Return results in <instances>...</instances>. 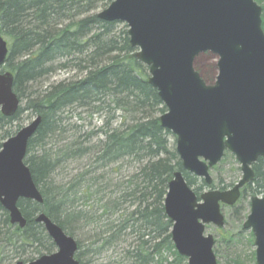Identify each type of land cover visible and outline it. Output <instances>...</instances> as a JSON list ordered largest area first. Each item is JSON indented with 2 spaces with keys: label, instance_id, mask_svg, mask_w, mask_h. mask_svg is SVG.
Segmentation results:
<instances>
[{
  "label": "trees",
  "instance_id": "trees-1",
  "mask_svg": "<svg viewBox=\"0 0 264 264\" xmlns=\"http://www.w3.org/2000/svg\"><path fill=\"white\" fill-rule=\"evenodd\" d=\"M113 1L0 0V37L8 42L10 50L4 69L13 73L14 92L21 104L24 103L12 118L0 113V130L20 121L25 111L41 116V124L28 143L25 164L43 197L42 205L29 200L18 203L27 219L24 230L11 226L8 213L0 205V251L12 247V250L33 249L28 255L50 254L55 247L42 225L34 222L37 213L46 214L71 237L77 231L82 234L84 229H79L82 222L84 226L90 225L86 218L92 213L96 235L94 240L87 242L85 250L93 249L96 263L103 255L116 250L117 264H163L166 253L174 258L169 264H187L172 243V223L165 214L164 200L176 172H182L198 196L206 186L203 182L197 186L199 180L183 170L175 139L171 146L172 134L160 125L158 115L164 114L166 108L158 92L149 85L148 69L135 57L136 50L130 46L127 26L119 32L117 23L98 19L96 11ZM258 1L263 3L264 10V0ZM211 61L215 62L216 57L209 53L195 61L196 71L207 84L214 82L217 73L216 63L209 64ZM58 63H62L60 68L79 65L77 70L85 75L69 83L51 86L41 83L52 64ZM73 107L106 117V123L97 132L101 139L96 145L70 150L69 146L90 139L87 135L77 139L75 132L65 138L67 130L62 115ZM9 135L10 131L5 130L3 137ZM47 142H51V146L46 149ZM53 147L57 149L54 160ZM75 155L79 158L93 155L96 177L87 180L95 174L90 169L81 173V181L68 184V187H55V167L65 159H74ZM127 161L137 165L136 172L112 185L108 173L116 174ZM253 171L254 180L242 190L241 203L249 195L264 194V161L261 158L253 165ZM84 181H88V185L78 199L89 201L92 194H96V208L92 204L88 214L83 216L72 200L77 196H71L70 190ZM95 184L101 188L92 193ZM219 186V190H225ZM99 191L102 193L97 197ZM77 244L78 263L90 264L85 254L82 258V246Z\"/></svg>",
  "mask_w": 264,
  "mask_h": 264
},
{
  "label": "water",
  "instance_id": "water-1",
  "mask_svg": "<svg viewBox=\"0 0 264 264\" xmlns=\"http://www.w3.org/2000/svg\"><path fill=\"white\" fill-rule=\"evenodd\" d=\"M262 8L254 0H114L97 15L107 23H125L136 58L148 68L149 85L166 108L159 117L164 130L176 138L183 170L209 188L198 196L182 172L168 184L164 201L172 223L171 239L188 264H217L215 240L205 235L207 225L223 228L221 205L232 207L241 190L253 182V165L264 161V31ZM9 53L0 37V68ZM209 53L217 61L213 85L195 70V61ZM14 75L0 70V112L13 117L20 99L13 90ZM41 116L3 144L0 151V204L12 225L25 226L20 200L43 204L25 165L29 140ZM231 153L240 164L238 183L228 191L210 189V169ZM58 252L28 264H79L77 243L45 215L37 218ZM251 230L256 263L264 264V197L250 201L243 224ZM16 264H24L18 262Z\"/></svg>",
  "mask_w": 264,
  "mask_h": 264
},
{
  "label": "rangeland",
  "instance_id": "rangeland-1",
  "mask_svg": "<svg viewBox=\"0 0 264 264\" xmlns=\"http://www.w3.org/2000/svg\"><path fill=\"white\" fill-rule=\"evenodd\" d=\"M255 1V0H254ZM259 6L263 7V3L260 4L258 0L255 1ZM109 6V5H108ZM108 6L106 8H108ZM106 8H102L97 10L96 13L99 14ZM262 19H264V10L262 8ZM117 31L121 32L125 30V25L117 23L116 27ZM136 54V51H135ZM213 56V55H212ZM216 61H211L209 64H214ZM217 65V64H216ZM79 65H69L68 68H55L53 73L46 78L41 79V83L46 82L47 86L55 85L57 83H69L71 81H75L77 79H81L84 77L85 73H81L77 70ZM45 89V86L42 87V90ZM36 90V89H34ZM22 105V104H21ZM24 107V103L22 105ZM163 115V114H162ZM92 116V118H90ZM159 117L161 115H158ZM36 115L31 111H25L20 115V121L13 123L11 126L0 130V146H2L8 139L14 137L19 130L23 127L28 126L34 119ZM62 119L64 120L63 126H65L66 136L65 138H70L75 132V138L79 139L80 137L90 136L91 139V146L96 145V140H99L100 136L98 130L106 123L105 116H98L96 114L92 115V111L89 110H82L76 109L75 107L66 110L65 113L62 115ZM120 122V120H118ZM6 131H10V135L4 138V133ZM64 138V136H63ZM73 138V139H75ZM101 139V138H100ZM175 137L171 135L169 138L170 145L173 146ZM75 141V140H74ZM69 142V141H68ZM2 149V147H1ZM0 149V151H1ZM75 155L74 159H69L63 163L64 166H60L54 171L56 176V181L59 184H73L77 181H81L80 177H82V172L90 169H95L96 166L93 165V155L88 157H77ZM120 170L114 173H108L110 175V179L112 180V185H116L120 181H125L131 174L136 172L137 165L132 163L131 161H127L126 163H122L120 166ZM118 167L116 166V169ZM110 172V171H109ZM101 172L98 171V174ZM107 174V171L104 172ZM210 175L213 180V185L211 189H219V185L223 186L226 191L231 190L235 184L242 177V173L240 170V164L237 162L235 157L229 153L228 151L225 152L223 159L216 165L213 169L210 170ZM91 176L96 177L95 174H91L90 177H87L88 181L94 180ZM99 176V175H97ZM86 177V176H85ZM90 179V180H89ZM199 180V179H198ZM197 186L201 184V180L198 181ZM68 185V186H69ZM67 186V187H68ZM99 188L96 184L91 188V192L94 193ZM245 188V187H244ZM243 188V189H244ZM209 189L206 187L205 191ZM101 191H99L97 197L101 195ZM105 194V193H104ZM109 191L107 192V198H109ZM247 199H243V203L238 201V203L234 207H222V213L225 217V226L222 229H218L213 225L206 226V235H211L216 241L214 246V253L216 256L217 264H256V257L255 251L256 247L254 246V238L251 237V232L243 230V223L246 220V217L249 215L250 212V200L252 197L249 195ZM258 197H264V194H256ZM105 198V199H107ZM91 200V201H90ZM90 201V202H89ZM89 201H81L78 205L81 206L80 208L87 211L89 206L92 204L96 208V194H92ZM88 202V203H87ZM242 206V208L240 207ZM244 207V208H243ZM241 208V210H240ZM235 209V210H234ZM240 210V211H239ZM235 212L237 214L235 215ZM86 218V220L90 223V225L85 224L82 222L80 224L79 229H84L82 234L80 232H75V235L72 234V237L76 240V242L80 243L82 249L85 250L87 247V242L94 240L96 235V220L94 223L91 221L92 213ZM95 219V217H93ZM102 223H106L105 220H102ZM50 240V239H49ZM51 243H53L51 241ZM48 245V242L46 243ZM50 245V242H49ZM24 249H17L12 250V247H5L2 251H0V264H16L20 262H32L38 259V254L34 255H21ZM81 250V252L83 251ZM30 253L33 252V249L28 250ZM116 250H111L107 255H103L102 259L96 263V254L93 256L85 257V260H91L90 264H117L118 259L115 257L117 253ZM56 252V249L54 250ZM53 252V253H54ZM18 255H16V254ZM44 254V253H43ZM111 257V259L109 258ZM20 257V258H19ZM173 257L166 253L164 254L163 264H169L173 262ZM121 264V263H120Z\"/></svg>",
  "mask_w": 264,
  "mask_h": 264
},
{
  "label": "bare ground",
  "instance_id": "bare-ground-1",
  "mask_svg": "<svg viewBox=\"0 0 264 264\" xmlns=\"http://www.w3.org/2000/svg\"><path fill=\"white\" fill-rule=\"evenodd\" d=\"M261 20H262V29H263V19H262V15H261ZM60 64H62V63H58V64H52V69L50 70V72L48 73V76H50V75H52L53 73H55V71H54V69L55 68H60ZM19 132V131H18ZM17 132V133H18ZM83 141H82V143H80V144H75V145H72V146H69V148H70V150L72 149V150H74L75 148H79L80 150H82V148H86V147H90L91 146V139H82ZM99 140H96V144H97V142H98ZM71 144H72V142H70ZM70 144V145H71ZM51 146V142H47V145H46V149L47 148H49ZM58 147H60V146H58ZM51 149V148H50ZM27 150H28V147H27ZM26 150V155H25V160H26V158H27V156H28V151ZM69 150V151H70ZM52 158H53V160H54V158H55V156L57 155V149H55V147H53L52 148ZM59 158V157H58ZM65 160H67V162H69L68 160L69 159H65ZM65 160L64 161H62V162H60V163H58V165L55 167V170L57 169V168H59L60 166H64L63 165V163L65 162ZM115 166V165H114ZM113 166V167H114ZM112 167V168H113ZM111 168V167H110ZM54 170V171H55ZM91 172H93V173H95L96 171H95V169L93 168V169H91ZM53 180H54V184L53 185H55V187H58L59 185H63V186H67V185H64V184H59V183H57V181H56V176H55V174H53ZM88 183V181H84L82 184H78V185H76V186H73V188L70 190V192L72 193V195L71 196H77L76 198H74V199H72V200H74V202H75V204H76V206H77V209L79 210V211H81L82 213H83V216L85 215V214H88L87 213V211H85V210H83V209H81L80 207L81 206H79L78 204L81 202V199H78L79 198V196L81 195V193L83 192V190H84V188L88 185L87 184ZM39 205V204H38ZM6 212H7V210L3 207V206H1ZM22 213V212H21ZM41 215H45L52 223H54L56 226H58L59 228H61L57 223H55L53 220H51L46 214H44V213H42V212H39V213H37L35 216H34V222L36 223V224H40V223H38V222H36V220H37V218L39 217V216H41ZM22 216H23V219L25 220V226L23 227V228H19L20 230H24L25 228H26V226H27V219L24 217V215L22 214ZM40 225H42V224H40ZM12 226V225H11ZM42 227H43V230H44V232H45V234H46V231H45V228H44V226L42 225ZM47 235V234H46ZM48 237V236H47ZM49 238V237H48ZM50 239V238H49ZM54 247H55V249H56V252H54V250H53V252L52 253H50V254H43L42 256H50V255H53V254H55V253H57L58 252V248H57V246L56 245H54ZM79 246H78V244H77V250H76V253H75V259H76V257L78 256V253H79ZM93 251V249L92 250H90V249H87V250H83V252H82V258H84V254L86 255V257H88V256H93L94 255V253L92 252ZM29 253V251L27 250V249H24L23 251H22V255H27ZM28 263H31V262H27V263H24V264H28Z\"/></svg>",
  "mask_w": 264,
  "mask_h": 264
}]
</instances>
